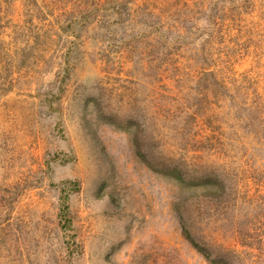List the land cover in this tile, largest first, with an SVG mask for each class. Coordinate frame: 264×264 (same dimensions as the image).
Returning <instances> with one entry per match:
<instances>
[{
    "label": "rangeland",
    "instance_id": "1",
    "mask_svg": "<svg viewBox=\"0 0 264 264\" xmlns=\"http://www.w3.org/2000/svg\"><path fill=\"white\" fill-rule=\"evenodd\" d=\"M0 264H264V0H0Z\"/></svg>",
    "mask_w": 264,
    "mask_h": 264
},
{
    "label": "trees",
    "instance_id": "2",
    "mask_svg": "<svg viewBox=\"0 0 264 264\" xmlns=\"http://www.w3.org/2000/svg\"><path fill=\"white\" fill-rule=\"evenodd\" d=\"M192 243V245L194 246V248H196L198 251H200V252H202L203 253V248H201V247H199L197 244H195V243H193V242H191ZM205 255V254H204Z\"/></svg>",
    "mask_w": 264,
    "mask_h": 264
}]
</instances>
